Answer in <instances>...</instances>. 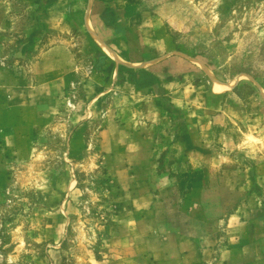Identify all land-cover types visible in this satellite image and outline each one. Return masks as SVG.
Here are the masks:
<instances>
[{"label": "rangeland", "instance_id": "374dc122", "mask_svg": "<svg viewBox=\"0 0 264 264\" xmlns=\"http://www.w3.org/2000/svg\"><path fill=\"white\" fill-rule=\"evenodd\" d=\"M0 264H264V0H0Z\"/></svg>", "mask_w": 264, "mask_h": 264}, {"label": "crops", "instance_id": "0c3cea01", "mask_svg": "<svg viewBox=\"0 0 264 264\" xmlns=\"http://www.w3.org/2000/svg\"><path fill=\"white\" fill-rule=\"evenodd\" d=\"M57 51H59V50H51V51L46 52V53L43 55V57H42L40 63L38 62V64H37L36 67H40V68L42 67V68H45V67H46L45 65H48L49 62H53V63H55V62H56V61H55V58H52V56H54L53 54H54L55 52H57ZM41 71H43V70L41 69ZM48 72H49V71H48ZM44 73H45V72H44Z\"/></svg>", "mask_w": 264, "mask_h": 264}, {"label": "bare ground", "instance_id": "6f19581e", "mask_svg": "<svg viewBox=\"0 0 264 264\" xmlns=\"http://www.w3.org/2000/svg\"><path fill=\"white\" fill-rule=\"evenodd\" d=\"M215 90H216L217 92H221L223 89H220V87H216Z\"/></svg>", "mask_w": 264, "mask_h": 264}]
</instances>
